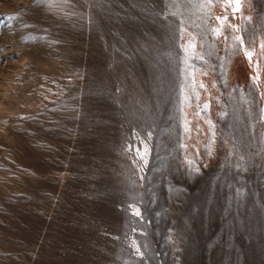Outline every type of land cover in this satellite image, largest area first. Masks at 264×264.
Instances as JSON below:
<instances>
[{"label": "rangeland", "instance_id": "obj_1", "mask_svg": "<svg viewBox=\"0 0 264 264\" xmlns=\"http://www.w3.org/2000/svg\"><path fill=\"white\" fill-rule=\"evenodd\" d=\"M0 264H264V0H0Z\"/></svg>", "mask_w": 264, "mask_h": 264}, {"label": "snow or ice", "instance_id": "obj_2", "mask_svg": "<svg viewBox=\"0 0 264 264\" xmlns=\"http://www.w3.org/2000/svg\"><path fill=\"white\" fill-rule=\"evenodd\" d=\"M235 3L237 4V6L239 5V3H240V0H235ZM251 54L249 53V56H250Z\"/></svg>", "mask_w": 264, "mask_h": 264}]
</instances>
